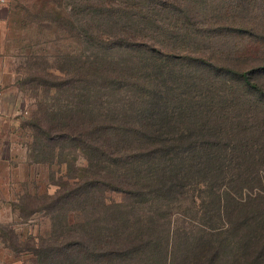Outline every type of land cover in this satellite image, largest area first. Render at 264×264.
<instances>
[{"label":"trees","instance_id":"obj_1","mask_svg":"<svg viewBox=\"0 0 264 264\" xmlns=\"http://www.w3.org/2000/svg\"><path fill=\"white\" fill-rule=\"evenodd\" d=\"M138 4L135 6L140 14L149 12L144 4ZM96 5L103 7L107 16H115L120 8L129 6L107 1ZM149 6L158 12L163 5L151 0ZM119 27V33L107 38L83 32L95 40L98 50L116 45L148 46L138 32H133L138 29L135 19L130 23V32L124 30L126 26ZM147 50L175 56L174 51L154 47ZM188 59L185 65L193 72L219 71L225 77L223 82L227 83L229 77L237 80L264 104V64L236 68L219 65L204 56ZM155 60L156 80L161 77L167 82L158 61L161 59ZM92 62L95 75L101 71L109 75L108 70L124 74L128 68V64L102 59L97 52ZM89 69L80 61L79 92L64 90L72 97L65 103L51 98V90L61 88L60 80L73 85L78 81H69L67 76L48 68H42L31 80L35 88L46 91V96L39 99L38 109L28 116L26 125L33 138L30 150L38 151L35 155L39 156L49 148L53 164L59 149L72 146L84 152L92 166L82 177H69L60 190L45 195L48 202L41 208L30 209V214L48 208L60 214L49 238L32 241L36 264H264V147L257 149L242 143L241 151H237V145L209 141L218 137L220 131L208 128L205 122L191 120L184 104L178 111L172 108L168 94L155 84L148 90L142 86L139 94L130 99L129 108L104 106V94L97 95L96 88L94 103L88 102L87 82L83 81ZM103 77L106 84L102 87L120 85ZM121 88H114L113 94ZM22 112V117L30 113L25 103ZM211 179L215 182L209 193L213 195L212 202L199 195L190 197L193 185L203 189L199 184ZM108 192L128 193L140 206L132 205L127 210L117 205L118 209L110 211ZM177 197L179 202H192L194 214L200 219L191 221L194 226L190 229L175 226ZM166 198L168 204L164 202ZM142 202L164 206L163 212L156 209L155 214L162 216L165 212L167 217L153 219L142 211ZM107 208L110 214L100 216L99 210ZM72 212L77 218L74 222L69 219ZM161 220L165 222L160 223Z\"/></svg>","mask_w":264,"mask_h":264},{"label":"rangeland","instance_id":"obj_2","mask_svg":"<svg viewBox=\"0 0 264 264\" xmlns=\"http://www.w3.org/2000/svg\"><path fill=\"white\" fill-rule=\"evenodd\" d=\"M102 1L126 3L129 6L120 8L114 17L107 16V11L96 5ZM174 1L157 0L163 6L156 12L150 9L151 0H8L10 23L6 28V39L0 37L8 49L2 55L7 63L4 75L8 81L15 82L10 89L21 94V101L30 113H25L23 117L20 115V128L12 135V140L6 146L0 143V158L3 154L0 159L2 258L8 261L19 258L27 264H36L38 259L32 251V241L35 239L39 242L38 237L49 238L60 214L49 208L30 214V209L36 206L41 208L46 204V196L56 192L67 178L82 177L92 168L87 155L79 148L69 146L59 149L57 162L53 164L50 163L52 152L49 148H45L39 156L35 155L38 151L30 150L33 138L31 129L26 125L28 116L38 109L39 99L46 96V91L35 88L36 84L31 80L42 68L65 75L67 80L75 83L81 78L79 63L85 62L90 68L84 74L86 79L83 81L87 82L88 102L94 103L96 88L97 95L104 94V106L109 108H129L130 99L139 94L142 86L148 90L155 84L168 94L172 108L178 111L184 104L192 116L191 120L205 122L208 128L220 131L218 137H212L209 141L237 145V151H241L242 143L252 144L257 149L264 147L263 102L246 92L237 80L229 77L227 83L223 82L225 77L219 71L205 69L193 72L185 65L190 61L188 57L202 56L219 65L236 68L264 64V0H181L173 4ZM138 3L144 4L149 12L140 14L139 8L135 6ZM133 19L138 27L133 32H138L148 46L116 45L109 50L103 47L98 50L95 40L83 32L103 34L107 38L110 34L119 33V26H126L124 30L130 32ZM1 29L4 32V28ZM150 47L165 52L174 51L175 56L147 50ZM95 52L102 59L128 64V68L124 74L108 70L109 75H104L103 71L95 75L94 64L92 67ZM156 57L161 59L158 61L165 70L167 82L161 77L156 80ZM103 76L108 81L111 78L120 82L114 88L121 86V90L113 94L114 88L102 87L106 84ZM116 77H119L118 80L114 79ZM60 81L61 88L52 89L50 96L60 98L65 103L67 98L72 97L64 90L77 89L74 93H78L80 83L78 81L73 85ZM209 180L204 185L199 184L203 189L193 185L190 197L193 199L199 195L205 197L207 202H212L213 195L209 193L214 190L215 182ZM35 195L39 196L30 197ZM106 196L110 211L118 209L117 205L127 210L132 205L136 208L140 206L134 204L128 193L108 192ZM178 198L175 204L177 214L173 215L175 226L178 229H190L194 226L191 221L200 219L194 214L192 202H179ZM167 199L164 200L166 204ZM141 205L142 211L153 219L167 217L165 212L162 216L155 214L156 209L163 212L164 206L143 202ZM109 209H100V216ZM69 219L74 222L76 214L72 212Z\"/></svg>","mask_w":264,"mask_h":264},{"label":"crops","instance_id":"obj_3","mask_svg":"<svg viewBox=\"0 0 264 264\" xmlns=\"http://www.w3.org/2000/svg\"><path fill=\"white\" fill-rule=\"evenodd\" d=\"M8 0H0V27L4 28V32L0 28V37L6 39V28L10 23V9ZM0 81L2 83L3 97L0 102L2 114L0 115V143L6 146L12 140L20 128L21 113L24 109V102L21 101V94L18 91L10 89L14 87V81L9 80L4 74L6 73L7 63L3 60L2 55L8 50L6 44H2L0 39ZM11 83V84H10ZM11 85V86H10ZM13 85V86H12ZM3 154H1L2 158ZM0 158V159H1ZM0 264H27L23 259H14L8 261L2 258L0 252Z\"/></svg>","mask_w":264,"mask_h":264},{"label":"built area","instance_id":"obj_4","mask_svg":"<svg viewBox=\"0 0 264 264\" xmlns=\"http://www.w3.org/2000/svg\"><path fill=\"white\" fill-rule=\"evenodd\" d=\"M3 97V89H2V83L0 81V102H1V99ZM2 109H1V106H0V115L2 114Z\"/></svg>","mask_w":264,"mask_h":264}]
</instances>
